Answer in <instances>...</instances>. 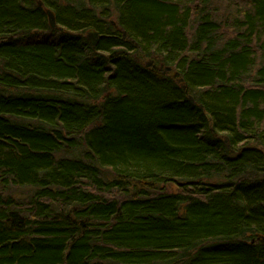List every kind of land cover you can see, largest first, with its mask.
<instances>
[{"label": "trees", "instance_id": "trees-1", "mask_svg": "<svg viewBox=\"0 0 264 264\" xmlns=\"http://www.w3.org/2000/svg\"><path fill=\"white\" fill-rule=\"evenodd\" d=\"M262 238L264 0H0V264H264Z\"/></svg>", "mask_w": 264, "mask_h": 264}, {"label": "rangeland", "instance_id": "rangeland-1", "mask_svg": "<svg viewBox=\"0 0 264 264\" xmlns=\"http://www.w3.org/2000/svg\"><path fill=\"white\" fill-rule=\"evenodd\" d=\"M113 21H115V20L113 19L111 22H113ZM90 33H92V32H91V31H88V32L85 34L86 38L89 36ZM145 64H146L147 66H152L153 64H155V62H154L153 60H147V61H145ZM161 68H162V67H161ZM162 69H163V68H162ZM169 71H171V70H170V69H169L168 71L166 70V72H169ZM168 74H169V75H172V76L175 75L174 72H170V73H168ZM106 175H108V177L111 176L110 173H109V174H106ZM168 191H169L170 193H172V192H177L178 189H177V187H175V186H170V187H168ZM30 193H31V191H30L29 189L13 188V189H11V190L9 191L8 194H10L11 196H13V197L16 198V199H24V198L28 197V195L30 196Z\"/></svg>", "mask_w": 264, "mask_h": 264}, {"label": "water", "instance_id": "water-1", "mask_svg": "<svg viewBox=\"0 0 264 264\" xmlns=\"http://www.w3.org/2000/svg\"><path fill=\"white\" fill-rule=\"evenodd\" d=\"M47 16H48L50 27L52 29H55L57 26V23H56V18H55L54 13L51 10H47ZM88 40L91 43L93 49H96V47L99 43V34L96 32L90 33L88 36ZM175 77H178V74H176ZM191 101L194 102L192 99H191ZM260 241L264 244V238L260 239Z\"/></svg>", "mask_w": 264, "mask_h": 264}]
</instances>
